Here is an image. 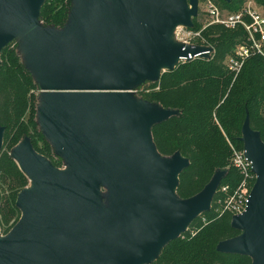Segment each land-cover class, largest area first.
Instances as JSON below:
<instances>
[{"label":"water","instance_id":"1","mask_svg":"<svg viewBox=\"0 0 264 264\" xmlns=\"http://www.w3.org/2000/svg\"><path fill=\"white\" fill-rule=\"evenodd\" d=\"M72 1L59 34L37 28L44 0H0V52L26 34L28 68L46 94L39 100L42 132L73 167L57 171L27 138L14 148L33 189L18 196L21 216L0 239V264H150L210 210L226 172L217 171L192 198L179 199L178 176L189 161L178 152L162 157L151 136L154 125L178 112L156 104L131 109L124 81L154 83L181 59H207L212 48L175 38L179 28L193 29L199 1L110 0L111 9L102 0ZM3 134L0 127V150ZM239 140L255 183L244 212L231 220L241 234L216 251L264 264V143L248 117ZM96 177L109 188L108 213L98 202Z\"/></svg>","mask_w":264,"mask_h":264},{"label":"trees","instance_id":"2","mask_svg":"<svg viewBox=\"0 0 264 264\" xmlns=\"http://www.w3.org/2000/svg\"><path fill=\"white\" fill-rule=\"evenodd\" d=\"M47 1L40 9L39 20L47 26L62 27L68 20L69 3L55 10ZM214 1L222 10L238 12L248 0ZM254 1L264 11V0ZM193 24L192 30H198L196 17ZM202 37L206 45L214 47L211 60L194 58L179 63L172 71L162 73L158 81L147 85L142 94L149 102L178 112L177 116L154 125L151 136L162 157L170 158L178 152L189 161V166L178 176L175 193L179 199L187 200L200 193L217 171L226 173L213 196L210 210L192 221L179 238L166 244L150 264H252L247 256L218 253L216 247L241 234L231 227L235 213L223 211L222 205L242 182L231 165L229 144L244 149L239 139L246 117L250 128L259 133L264 143V60L249 59L234 79L225 70L223 61L245 40L243 29L230 31L214 26L204 30ZM7 47L0 56L2 148L11 149L27 138L37 154L59 167L35 121L37 100L31 92L36 87L16 52ZM3 175L18 178L19 186L24 184L25 179L10 161L8 152L0 154V178ZM254 183L255 177L248 185L249 194ZM224 187L228 188L227 192L221 191ZM20 216L21 213L18 221ZM12 228L3 234H8Z\"/></svg>","mask_w":264,"mask_h":264},{"label":"rangeland","instance_id":"3","mask_svg":"<svg viewBox=\"0 0 264 264\" xmlns=\"http://www.w3.org/2000/svg\"><path fill=\"white\" fill-rule=\"evenodd\" d=\"M53 1V2H52ZM189 1V0H188ZM187 1V2H188ZM48 2L47 0H44V4ZM49 2L52 3L55 10H57L62 4L69 3L67 7V15H70V12L75 8V4L72 0H49ZM103 4L106 5L108 8L111 9L113 3L110 0H102ZM67 21L62 27H54V26H47L42 21L38 20L37 28L41 31H53L56 33L61 34V32L66 28ZM28 41V38L26 34L19 36L18 38L11 41L6 47L7 49L14 50L16 54L19 57V61L25 71H27L31 78L32 83L36 87L34 91L31 92V94L36 98V105H35V121L37 123L38 129L41 131H44V127L41 124L40 121V115L39 110L41 111L44 108V103L41 105L40 100L41 97H43V101L45 102L46 94L41 91V80H38L37 76L32 74L31 70L28 68V58L32 56L31 52H28L25 48V45ZM196 45V43H194ZM5 47V48H6ZM194 47V46H193ZM4 48V49H5ZM2 49V51L4 50ZM214 49V47H213ZM25 52H24V51ZM0 52V56L1 53ZM215 51V50H214ZM196 58V56H195ZM185 59L179 60L178 63L184 62ZM1 63V59H0ZM163 69L160 70V74L162 73ZM151 82L146 80L144 77L139 78L137 80L134 79H126L124 81V100L125 102L130 106L131 109L137 110L139 108H146L147 110H152L149 106H154V103L149 102L148 100L144 99L143 97V89L149 85ZM30 95V94H29ZM43 133V132H42ZM49 147L52 149V152L54 154L55 160L58 162V166L52 165L53 168H55L59 172H69L73 169V167L67 162L66 158L61 154H57L56 149L59 151L56 141L50 140L48 141ZM16 144L11 149L1 148L0 154L4 152H8L10 161L16 166L19 173L24 177L25 181L24 184L20 185L18 184V178L14 176L9 175H3L0 178V239L4 238V234L6 231H8L10 228L14 227L15 223L18 221L20 210L17 207L16 203L18 200V196L24 191V190H32L33 185L28 179V177L20 170L18 163L13 159L12 152L14 151V148L17 146ZM231 146H233L234 149L237 151H241L242 149L234 144L230 143ZM226 172V171H225ZM255 176V175H254ZM97 181V195H98V202L100 204L101 209L108 213L111 210V203L108 197V186L105 184L103 180H101L99 177H96ZM252 182V181H251ZM239 188V187H238ZM233 192L232 196L227 197L224 199L223 207L225 205V209L230 208L233 210V207L240 208V210L243 209L242 203L247 199V193L246 195L241 194L237 195V190ZM251 187L247 186V191L250 190ZM222 207V206H220ZM201 216V215H200ZM203 222H206V218L202 219Z\"/></svg>","mask_w":264,"mask_h":264},{"label":"built area","instance_id":"4","mask_svg":"<svg viewBox=\"0 0 264 264\" xmlns=\"http://www.w3.org/2000/svg\"><path fill=\"white\" fill-rule=\"evenodd\" d=\"M196 18L199 26L198 30L193 31L192 29L179 28L175 32V38L177 41L182 42L183 44H189L191 47L201 46L212 48L211 53H206V60H211L215 51L212 46L206 45L207 43L202 37V32L204 30L214 26L230 31H235L238 28L243 29L245 40L236 45L232 53L223 61L225 70L231 74L234 79L237 78L244 64L249 59L259 57L264 60V11L258 7L254 0H248L238 12L222 10L214 0H203L202 2H199ZM194 43H196V45ZM196 58L203 57L202 55H197ZM229 146L232 152L230 160L231 165L238 171L242 178V182L238 186L237 195L242 196L241 194H248L247 199L242 203V210L236 207H233V210L227 207L225 209L224 205L223 211L235 213V216H237L242 214L246 208L248 197L250 195L247 191V186L255 176L252 172V164L246 157L245 150L242 149L241 151H237L230 144ZM227 190V187L221 189L223 192H227Z\"/></svg>","mask_w":264,"mask_h":264},{"label":"bare ground","instance_id":"5","mask_svg":"<svg viewBox=\"0 0 264 264\" xmlns=\"http://www.w3.org/2000/svg\"><path fill=\"white\" fill-rule=\"evenodd\" d=\"M179 60V59H178ZM182 60V59H181Z\"/></svg>","mask_w":264,"mask_h":264}]
</instances>
